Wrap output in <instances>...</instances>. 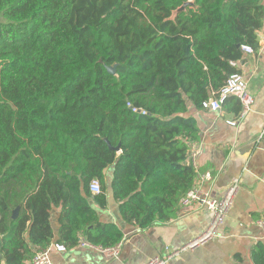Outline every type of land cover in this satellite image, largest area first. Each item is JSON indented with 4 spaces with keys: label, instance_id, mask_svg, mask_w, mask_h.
<instances>
[{
    "label": "trees",
    "instance_id": "1",
    "mask_svg": "<svg viewBox=\"0 0 264 264\" xmlns=\"http://www.w3.org/2000/svg\"><path fill=\"white\" fill-rule=\"evenodd\" d=\"M263 25L264 0H0V264L52 244L53 209L65 248L120 243L95 209L108 190L134 228L175 218L195 178L188 106L238 74Z\"/></svg>",
    "mask_w": 264,
    "mask_h": 264
},
{
    "label": "crops",
    "instance_id": "2",
    "mask_svg": "<svg viewBox=\"0 0 264 264\" xmlns=\"http://www.w3.org/2000/svg\"><path fill=\"white\" fill-rule=\"evenodd\" d=\"M241 52L242 59L234 62V68L253 98L249 111L242 114L237 101L230 99L218 111L195 109L190 104L186 114L196 121L199 131L194 142L199 155L193 165V186L210 198L219 199L231 180L237 179L238 193L218 237L194 252L180 254L169 264H258V255L260 264H264V239L256 224L264 223V46H258L252 54ZM111 204L116 205L118 213L116 202L106 193V208L94 206L101 222L114 224L123 234L118 259L106 260L98 250L78 244L64 251L48 246L50 263L142 264L181 247L200 234L210 220V214L197 205H178L176 217L169 222L140 230L117 219ZM58 216L59 210L53 209L52 244L58 243ZM102 216L109 219H101Z\"/></svg>",
    "mask_w": 264,
    "mask_h": 264
},
{
    "label": "built area",
    "instance_id": "3",
    "mask_svg": "<svg viewBox=\"0 0 264 264\" xmlns=\"http://www.w3.org/2000/svg\"><path fill=\"white\" fill-rule=\"evenodd\" d=\"M258 46H264V25L257 33ZM244 53L252 54L253 50L249 46L241 47ZM235 63L232 62L231 66L235 67ZM229 97H235L240 105L242 114L249 111L253 98L247 93L246 83L240 74H232L228 77L225 84L214 93L207 101L203 102L201 109L218 111L225 100ZM229 125H234L236 122H228ZM262 135H264V126L262 130ZM199 155V150L196 148L195 143H192L189 157L194 165L196 157ZM89 190L93 195L100 193V186L97 181H92L89 184ZM239 186L238 180L233 179L224 190L223 195L219 199L210 198L207 194L203 193L199 188L193 186L181 199L179 205L184 207H193L194 205L199 206L201 209L206 210L210 214V220L203 231L196 237L192 238L186 242L181 247L171 250L166 253L163 257H155L143 262L142 264H169L172 259L177 258L180 254L186 252H194L197 249L203 247L209 243L214 238L218 237L220 233V228L227 217L233 200L238 193ZM262 230V235L264 239V223L258 221L256 223ZM79 245L86 248H94L98 250L106 260H116L121 254L122 243H118L112 247L101 248L94 247L86 243L83 239L80 240ZM57 251H64L66 248L58 243H53L49 245ZM31 264H51L48 257V249L38 251L32 258Z\"/></svg>",
    "mask_w": 264,
    "mask_h": 264
},
{
    "label": "water",
    "instance_id": "4",
    "mask_svg": "<svg viewBox=\"0 0 264 264\" xmlns=\"http://www.w3.org/2000/svg\"><path fill=\"white\" fill-rule=\"evenodd\" d=\"M192 4H193V3H192L191 1H188V2L183 3L180 7H178V8L172 13V16H171L170 19L173 20L174 17H175L178 13L184 11L185 8H186L187 6H190V5H192ZM106 70H107L109 73L114 74L115 66H112V67H106ZM105 142H106V144L108 145V147H109L110 149H113V150H115V151H119V146L113 148V147L110 146V144H109L106 140H105ZM17 212H18V208H17L16 210L13 211V217H15V216L17 215Z\"/></svg>",
    "mask_w": 264,
    "mask_h": 264
},
{
    "label": "rangeland",
    "instance_id": "5",
    "mask_svg": "<svg viewBox=\"0 0 264 264\" xmlns=\"http://www.w3.org/2000/svg\"><path fill=\"white\" fill-rule=\"evenodd\" d=\"M112 171H113V167L112 166L107 169V177H109V176L111 177ZM106 184L109 185V181L108 180H107ZM107 195L109 196L110 200L113 201V198H112L109 190L107 191ZM111 206H112V204H111ZM111 210H112L113 214L115 215V217H117V219L122 220L120 218L119 212L117 213L116 205L112 206ZM113 214H112V217H113ZM101 219H109V218H106L105 216H102ZM112 221H113V218H112ZM54 222H56V221H54Z\"/></svg>",
    "mask_w": 264,
    "mask_h": 264
}]
</instances>
